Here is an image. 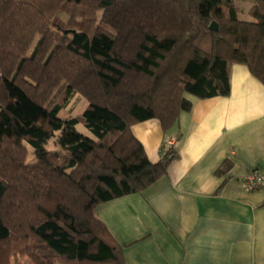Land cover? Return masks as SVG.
Here are the masks:
<instances>
[{
  "label": "trees",
  "instance_id": "trees-1",
  "mask_svg": "<svg viewBox=\"0 0 264 264\" xmlns=\"http://www.w3.org/2000/svg\"><path fill=\"white\" fill-rule=\"evenodd\" d=\"M235 2L0 0V264H126L92 201L141 192L176 156L153 162L131 126L178 128L189 96L230 94L234 63L264 83V0L252 20ZM77 93L89 106L61 118Z\"/></svg>",
  "mask_w": 264,
  "mask_h": 264
},
{
  "label": "crops",
  "instance_id": "crops-1",
  "mask_svg": "<svg viewBox=\"0 0 264 264\" xmlns=\"http://www.w3.org/2000/svg\"><path fill=\"white\" fill-rule=\"evenodd\" d=\"M230 87L227 96L191 97L178 128L151 139V148L148 124H139L153 162L177 137L166 173L141 192L92 201L126 264H264V188L248 191L238 179L264 171V83L234 63Z\"/></svg>",
  "mask_w": 264,
  "mask_h": 264
},
{
  "label": "rangeland",
  "instance_id": "rangeland-1",
  "mask_svg": "<svg viewBox=\"0 0 264 264\" xmlns=\"http://www.w3.org/2000/svg\"><path fill=\"white\" fill-rule=\"evenodd\" d=\"M235 3L241 11L240 18L244 20L253 19V17L249 15V12L255 3V0H236ZM221 8L224 11L228 10L226 6H221ZM62 17L64 20H67L69 18V13L64 12L62 14ZM88 106H89L88 99L82 94L77 93L71 100L67 102V106L62 108L60 117L64 119V118L82 116ZM144 122L145 124L148 125L147 126L141 125L145 127L143 139L146 140V142L148 143V147L151 148V139L155 140L159 136L164 137L167 131H165L162 128L161 122L158 118H152L142 122H138L131 126V130L140 140H141L140 134L136 133V131L138 130L137 126H139V124H143ZM77 128L80 132L84 133L85 135L95 138L93 132L89 128H87L83 122L78 123ZM55 132L56 135L49 140L47 147H49L50 149H61V147L63 146L60 141L61 139L60 131H55ZM30 161H32V158H30Z\"/></svg>",
  "mask_w": 264,
  "mask_h": 264
},
{
  "label": "built area",
  "instance_id": "built-area-1",
  "mask_svg": "<svg viewBox=\"0 0 264 264\" xmlns=\"http://www.w3.org/2000/svg\"><path fill=\"white\" fill-rule=\"evenodd\" d=\"M177 137L173 136L162 144L161 152H165L169 149H176ZM243 185L248 191H254L259 188H264V171L259 168H254L247 173L239 176Z\"/></svg>",
  "mask_w": 264,
  "mask_h": 264
}]
</instances>
